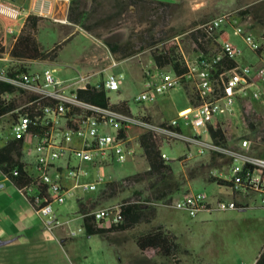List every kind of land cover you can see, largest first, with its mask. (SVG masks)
<instances>
[{
	"label": "rangeland",
	"instance_id": "1",
	"mask_svg": "<svg viewBox=\"0 0 264 264\" xmlns=\"http://www.w3.org/2000/svg\"><path fill=\"white\" fill-rule=\"evenodd\" d=\"M75 1L83 11L79 24L67 19L70 3L53 1L57 10L53 8L51 14L46 15L47 22L38 31V41L44 49H50L74 35L60 50H56L54 59L45 61L49 63L46 65L56 69L55 77L68 83L78 74L95 73L98 71L95 62L102 61L105 67L110 64V60L105 58L109 51L117 64L102 75H96L93 81L102 80L107 73L121 76L118 93L108 94L112 103L126 101L132 114L149 112L151 116L147 117L157 124L177 120L182 134L209 141L210 136L205 128H192L184 120L178 119V112L189 105L187 92L195 93L193 83L187 82L183 87L158 95L152 104L140 105L135 102L145 83L156 80L158 76L150 58V48L159 38L173 37L183 60L192 66L198 50L191 33L199 25L222 14L238 18L261 42L264 39V0H151L174 4L168 13L167 25L163 24L159 15L147 11L146 7L144 11L124 9L119 6L118 0ZM245 9L249 13L241 15L240 12ZM2 33L0 31V35ZM221 33V39L226 38L238 50L236 61L239 65L259 64L257 56L240 36L234 34L231 25H224L216 38ZM218 42L217 39L207 44L206 51H217ZM112 44L128 49H137L138 44H142L144 49L122 58L120 53L110 49ZM144 71L150 74L145 77ZM245 110L248 117L257 122L259 134L264 132V105L254 102ZM235 135L233 129L228 134L229 137ZM191 150L192 157L184 159L188 151L183 142L162 144L161 152L172 166L177 188L167 192L164 198L171 199L170 205L161 201L141 207L145 211L154 209L153 215H148L151 218L150 226L167 225L177 234L181 245L177 262L161 257L147 260L134 255L132 236L148 228L145 222L131 230L113 233L108 240L99 235H87L73 196L66 197L62 204L52 203V214L42 215L0 173V264H252L264 244V208L249 203L250 207L245 210H213L190 217L180 207L183 198L195 193L213 194L216 185L207 180L209 171L226 164V160L216 158L209 165V154L200 156L195 148ZM146 168L142 150L135 146L134 159L115 163L106 169V173L114 181H119ZM86 169L89 175L81 178L79 184L93 179L91 170ZM131 193L132 190L128 189L121 196L97 207L121 203ZM83 195L95 197L98 192Z\"/></svg>",
	"mask_w": 264,
	"mask_h": 264
},
{
	"label": "built area",
	"instance_id": "2",
	"mask_svg": "<svg viewBox=\"0 0 264 264\" xmlns=\"http://www.w3.org/2000/svg\"><path fill=\"white\" fill-rule=\"evenodd\" d=\"M53 1L70 3L72 0H40L36 13L50 15ZM0 14L16 17L20 9L0 3ZM224 25L232 26L234 34L257 56L258 65L236 62L239 53L236 47L226 38L219 40L222 33L216 38ZM196 29L207 39H218V50L206 55L199 52L192 66L185 62L187 69L181 74L157 70L156 80L145 83L134 100L140 105L152 104L158 95L183 87L187 82L193 83L198 104L178 113V119L207 132L209 126H219L226 138L225 145L216 144L211 138L203 141L197 136L182 134L177 120L157 124L145 113L134 115L126 101L112 103L108 94L118 93L121 76L107 73L102 80L93 81L96 75L117 64L109 51L105 57L110 60L108 66L95 73L78 74L65 83L55 77V68L41 65V61L13 59L11 45L3 32L0 83L12 87V91L0 92V148L19 143L21 168L3 164L0 173L6 179L20 172L25 174L29 183L18 191L40 214L49 216L52 203L62 204L68 196L83 200V193H99L108 182L114 181L106 169L134 159L135 146L140 147L138 136L126 135L135 127L157 137L161 147L174 141L183 142L188 151L184 159L191 158V148H195L200 156L209 154L226 160L222 168L209 171L218 188L215 193H195L183 198L180 207L190 217L213 210H245L250 207L249 203L264 208V132L259 134L257 122L245 110L254 102L264 105V39L256 40L230 14L212 18ZM226 59L234 60L235 65L215 75L216 65ZM149 74L144 71L145 77ZM89 87L101 88L108 106L81 101L79 92ZM232 129L236 135L229 137ZM161 158L166 160L162 152ZM86 168L93 173V179L79 184L81 178L89 175ZM121 207V203H116L95 208L90 213L94 226L104 230L119 226ZM252 264H257V259Z\"/></svg>",
	"mask_w": 264,
	"mask_h": 264
},
{
	"label": "trees",
	"instance_id": "3",
	"mask_svg": "<svg viewBox=\"0 0 264 264\" xmlns=\"http://www.w3.org/2000/svg\"><path fill=\"white\" fill-rule=\"evenodd\" d=\"M118 1L119 6L121 5V8L124 9L134 8L144 11L147 8V11L154 15H159L164 25L169 23L168 13L174 5L151 0ZM248 13L249 10L247 9L240 12L241 15ZM82 15L83 11L79 9V3L72 0L68 7L67 19L73 24H79ZM254 15L257 16L255 12ZM43 21V17L33 13L26 17L20 33L15 38L10 49V56L13 59L17 61L52 60L56 57V50H60L64 43L68 42L74 36L70 35L55 44L52 48L44 49L37 40V34ZM191 37L198 50V54L200 52L206 55L208 53L205 48L206 45L215 41L212 38L207 39L205 34L199 29H195L191 33ZM157 41L150 48V58L154 68L156 70H170L176 74L185 72L187 69L185 61L179 53L178 45L173 40V37H163L157 39ZM110 49L115 53H120L122 58H126L134 55L140 49L143 50L144 46L138 44L137 49L133 47L128 49L126 46L112 44L110 45ZM234 65V60L226 59L216 65V72L214 74L217 75L223 69L232 68ZM2 91H12V87L0 83V92ZM78 97L81 101L92 105L100 107L108 106V100L101 88L89 87L86 91L79 92ZM187 97L191 105L196 106L198 104L195 93L187 92ZM123 108L125 109V107ZM208 133L212 141L216 144H226V138L219 126L215 128L209 126ZM127 134L138 135L139 146L142 150V156L147 164V168L142 172L126 176L119 181L108 182L95 197H86L83 200L76 201L77 214L82 218L83 229L87 235H99L108 240L109 235L131 230L141 222L149 225L151 224V218L148 215L152 216L154 209L145 211L141 208L143 205L161 201H164L168 205L171 204V199L164 200V198L168 195L167 192L173 188H177V182L175 181L170 162L161 158L160 140L150 132L135 127L129 130ZM20 155L19 143L12 142L0 148V169H2L3 164H6L8 168L15 166L21 168L18 164ZM215 159V155H211L209 165H212ZM7 180L18 190L29 183V179L22 172L16 177L7 178ZM207 180L211 183L215 182V179L210 175H208ZM128 189H131L132 193L121 202L122 223L110 230L95 227L92 222V216L90 215L94 208L103 202L121 196ZM42 195H45L43 189ZM29 204L32 206L31 203ZM132 237L135 247L143 258L151 260L155 257H161L177 262L176 257L181 252V245L177 236L167 230L163 225H149L145 231L137 232ZM257 264H264V250L259 252Z\"/></svg>",
	"mask_w": 264,
	"mask_h": 264
},
{
	"label": "crops",
	"instance_id": "4",
	"mask_svg": "<svg viewBox=\"0 0 264 264\" xmlns=\"http://www.w3.org/2000/svg\"><path fill=\"white\" fill-rule=\"evenodd\" d=\"M0 3L6 4V5H12V6L17 7L18 9H20V15H18L16 17H11V16L0 14V31L4 32L6 34V38L8 40V44H10L12 46L15 38L20 33V30H21V28L23 26V23H24V20L26 19V17L29 14H31V13L39 15L38 13H36V8L38 7V5L40 3V0H23V1H21V0H11V2H8L6 0H0ZM52 7L55 9V11L57 10L56 9L57 8L56 4L53 5V3H52ZM39 16L44 18V21L42 22L41 26L45 25L46 22H47V17L45 15H39ZM221 36L222 35H220L219 40H222ZM37 40H38V34H37ZM41 62H42L41 65L49 64V63H46L45 61H41ZM97 66H98V70L99 69L101 70V69H103L105 67V65L103 64L102 61L99 62V64ZM191 106L192 105L189 103V105L187 107L181 109L178 113H180V112H182L184 110H187ZM145 114L151 116V114L149 112H145ZM134 136H136V135H132V137H134ZM0 187H2V186H0ZM217 190H218V188L216 187V190H214L213 192L215 193ZM93 196L94 195H83L84 198L93 197ZM247 201H248V199H245V202H247ZM164 227L167 230L171 231L175 236H177V234L175 232H173V230L171 228H168L167 225H165ZM177 238H178V236H177ZM133 246H134V248H133L134 249V251H133L134 255L136 257L142 258V256L138 252L137 248L135 247V244H133Z\"/></svg>",
	"mask_w": 264,
	"mask_h": 264
}]
</instances>
